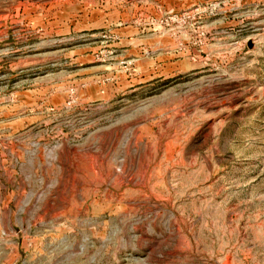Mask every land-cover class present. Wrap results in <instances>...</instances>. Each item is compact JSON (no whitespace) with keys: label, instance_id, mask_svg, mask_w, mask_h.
<instances>
[{"label":"rangeland","instance_id":"374dc122","mask_svg":"<svg viewBox=\"0 0 264 264\" xmlns=\"http://www.w3.org/2000/svg\"><path fill=\"white\" fill-rule=\"evenodd\" d=\"M0 264H264V0H0Z\"/></svg>","mask_w":264,"mask_h":264}]
</instances>
